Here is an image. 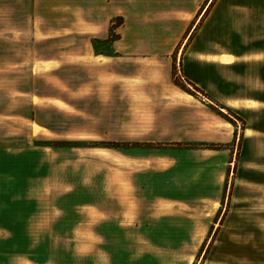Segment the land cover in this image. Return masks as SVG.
Returning <instances> with one entry per match:
<instances>
[{
	"label": "rangeland",
	"instance_id": "obj_1",
	"mask_svg": "<svg viewBox=\"0 0 264 264\" xmlns=\"http://www.w3.org/2000/svg\"><path fill=\"white\" fill-rule=\"evenodd\" d=\"M126 1L114 5L134 10L124 34L137 33L138 39L165 35L167 41L157 45L152 64L142 55L117 59L125 80L113 82L117 77L103 67L101 58L69 61L90 44L93 53L113 56L109 44L96 38L102 25L97 24V35L80 33V16L95 10L97 0H90L88 9L86 0H0V215L8 222L0 244L17 249L7 254V264H102L117 259V252L109 250L120 247L125 237L98 235L90 220L83 226L67 221L70 231L63 234L67 230L49 228L43 218L93 215L98 180L105 183L102 190H111L118 153L106 145L128 135L130 109L134 132L143 125L138 123L143 111L137 102L144 97L137 95L133 83L140 82L141 68L172 67L173 77L184 83L180 51L171 48L188 11L183 14L171 3L166 11L158 5L141 8V16L135 13L140 6ZM126 35L120 44L128 47ZM49 60L55 63L45 64ZM235 124L242 128L239 119ZM234 158L223 197L203 193L199 202L157 207L159 212L193 214L197 219L187 235L130 237L137 246V261H150L152 245L168 240L172 243L164 242L166 249L155 253L161 264H264V159L244 162L238 154ZM134 197L138 200L142 193L137 191L129 201ZM115 198L109 195L104 202ZM38 215L40 233L33 235Z\"/></svg>",
	"mask_w": 264,
	"mask_h": 264
},
{
	"label": "crops",
	"instance_id": "obj_2",
	"mask_svg": "<svg viewBox=\"0 0 264 264\" xmlns=\"http://www.w3.org/2000/svg\"><path fill=\"white\" fill-rule=\"evenodd\" d=\"M89 1L86 0L87 9ZM117 1L97 0L95 10L88 9L87 15L80 16L79 25L81 34L92 36L99 34L97 24L102 25V32L96 38L109 44L113 56L93 53L90 44L84 52L69 60L87 59L91 55L101 58L99 61L103 67L117 77L113 82L125 80L120 77L117 59L142 55L141 59L146 64H152L159 49L157 45L167 41L165 35H141L138 39L137 33L124 34L122 30L134 10L127 5L119 9L114 6ZM132 1L135 6H140L135 13L141 16V8L150 10L158 5L161 11H166L171 3L183 9V14L188 11L186 20L182 21L181 35L171 48L174 53L180 51V79L201 89L216 104L233 111L244 124L242 128L231 124L212 109L211 105L215 103L204 96L208 102L197 95H190L177 86L173 82L172 67L162 69L150 65L141 68L138 74L140 82L133 83L139 92L137 95L142 93L144 97L137 102L143 111L139 113L142 120L138 117V123L143 125L134 132L136 121L132 119L130 109L127 115L128 135L118 137L123 141L113 142L150 143L154 146L112 148L118 153L117 159L113 158L117 178L111 180L112 187L107 192L102 190L105 183L98 180L95 214L61 217L49 214L43 218L49 220V228L67 230L63 234L70 231L69 226L65 227L67 221H78L83 226L90 220L94 221L98 235L125 237L120 247L109 250L117 252V259L102 264H161L155 253L166 249L163 243L170 244L171 241L153 244L150 261H137V246L130 237L187 235L192 231V221L197 218L193 214L159 212L157 207L163 203L184 205L199 202L203 193L210 197H223L229 169L237 154L243 156L244 162L264 159V0ZM118 17L124 18V25L116 29L119 38L110 40L112 20ZM125 35L128 47L120 44ZM139 42L145 46L137 48L136 43ZM52 63L55 62H45L47 65ZM141 128L144 131H140ZM176 143H190L196 147H178ZM201 144L225 147L207 149ZM137 191L142 193V198L136 200L134 197V201H129ZM109 195L116 197L115 201L104 202ZM40 219L39 215L33 219V235L40 233ZM7 229V216L0 215V234H7L4 232ZM16 251L0 244V264H7V254Z\"/></svg>",
	"mask_w": 264,
	"mask_h": 264
},
{
	"label": "trees",
	"instance_id": "obj_3",
	"mask_svg": "<svg viewBox=\"0 0 264 264\" xmlns=\"http://www.w3.org/2000/svg\"><path fill=\"white\" fill-rule=\"evenodd\" d=\"M118 19H119L118 22L113 21L112 24H111V27H110V33H111L110 40H116V39L119 38L118 35H115V37L112 36V33L119 26H121V20H123V19L121 17H119ZM173 82L177 86H179L181 89H183L185 92H187L188 94L197 95L199 93V94L203 95L205 98L209 99L211 102L215 103L212 99H210V97L206 93H204L201 89H199L198 87H196L192 83H190V82L183 83V82L175 79V77H173ZM211 107H212V109L215 112H217L221 117H223L225 120H227L231 124L236 125L235 124V120L236 119H239L244 124L242 119L239 116H237L230 109H228L226 107H223V106H220L218 104H216V105L212 104ZM224 111H227L228 113H230L231 116L229 114L225 113ZM106 146L109 147V148H118V147H130V146L153 147L154 145L150 144V143H142V144L141 143H133V144H130V143H121V142H111V143H108ZM175 146L185 147V148H194V147H196V145H193V144H190V143H188V144L176 143ZM200 146L202 148H207V149H220V148H224L225 147V145H221V144H201ZM229 174H230V169H229Z\"/></svg>",
	"mask_w": 264,
	"mask_h": 264
}]
</instances>
